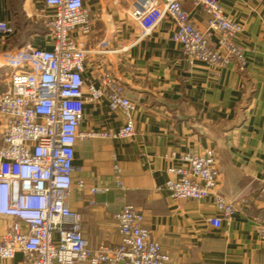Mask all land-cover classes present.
Wrapping results in <instances>:
<instances>
[{"label": "crops", "instance_id": "obj_1", "mask_svg": "<svg viewBox=\"0 0 264 264\" xmlns=\"http://www.w3.org/2000/svg\"><path fill=\"white\" fill-rule=\"evenodd\" d=\"M133 0H83L92 16L88 33L80 28L71 36L87 52L83 80L98 86L102 71L109 72L135 105L134 134L127 139H105L103 134L124 124L105 99L85 103L75 146L74 182L111 189L70 195V208L82 219L84 239L91 248L119 241L113 218L123 205L137 208L143 226L177 264H264V0H218L223 12L242 26L235 41L244 48L246 69L230 64L215 75L205 64L183 57L172 41L175 26L164 19L147 36L127 14ZM193 25L204 30L207 16L189 0L183 1ZM48 9L42 0H0V22L14 28L0 34V94L13 70L5 55L31 45L50 49L38 32L35 17ZM25 19L23 24L17 17ZM41 20V19H40ZM215 40L211 41L213 44ZM1 132V120H0ZM214 150L220 172L216 192L238 197L240 210L228 224L214 228L220 217L212 197L176 200L161 187L167 170L182 165L187 154ZM121 169L124 191L112 189L113 168ZM94 200L95 206L89 201ZM0 216V236L12 223ZM22 255L0 264H21Z\"/></svg>", "mask_w": 264, "mask_h": 264}, {"label": "built area", "instance_id": "obj_2", "mask_svg": "<svg viewBox=\"0 0 264 264\" xmlns=\"http://www.w3.org/2000/svg\"><path fill=\"white\" fill-rule=\"evenodd\" d=\"M51 14L47 18L50 49L27 45L5 55L13 70L9 84L0 94V216L12 218L0 236V261L22 255L21 264H177L167 255L135 207L123 205L113 218L119 241L102 242L91 248L83 237L82 219L69 206L73 190L90 195L111 188L88 187L74 182L75 146L84 135L78 132L85 103L105 99L111 112H120L123 126L103 134L105 139H127L134 134L135 105L123 87L107 71L99 85L86 86L83 72L87 52L71 36L74 29L88 33L92 16L83 0H42ZM184 0H133L127 14L147 36L159 22L175 26L172 41L190 64L201 62L215 75L233 64L246 69L243 47L235 41L242 26L229 18L218 0H189L207 16L204 30L197 29L183 8ZM14 28L0 22V34L12 35ZM215 40L211 44L212 40ZM182 165L167 170L163 190L176 200L200 201L212 197L220 217L209 221L214 228L228 224L240 210L238 197L216 192L220 176L214 150L187 154ZM112 189L124 191L121 169L113 168ZM95 206L94 200L89 201ZM264 240V224L259 226Z\"/></svg>", "mask_w": 264, "mask_h": 264}, {"label": "rangeland", "instance_id": "obj_3", "mask_svg": "<svg viewBox=\"0 0 264 264\" xmlns=\"http://www.w3.org/2000/svg\"><path fill=\"white\" fill-rule=\"evenodd\" d=\"M51 11L49 10L48 13L45 14V16L43 18H38L37 21L35 19V17H32L33 18V22L36 23V26H38L40 23H41V29L43 30V35L46 36L48 34V30H47V18L50 16V13ZM41 19V20H40ZM25 21V19L21 16H18L17 17V22L19 24H23ZM40 26V25H39ZM47 39V38H46Z\"/></svg>", "mask_w": 264, "mask_h": 264}, {"label": "trees", "instance_id": "obj_4", "mask_svg": "<svg viewBox=\"0 0 264 264\" xmlns=\"http://www.w3.org/2000/svg\"><path fill=\"white\" fill-rule=\"evenodd\" d=\"M38 32H39L40 34H44V33H43V30H42L40 27L38 28ZM5 90H6V89H5ZM5 90H4V91H5ZM4 91H3V92H4Z\"/></svg>", "mask_w": 264, "mask_h": 264}]
</instances>
